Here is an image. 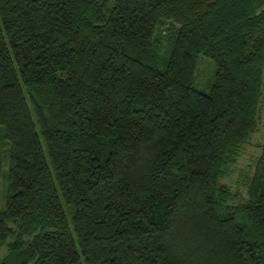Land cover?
I'll list each match as a JSON object with an SVG mask.
<instances>
[{
    "label": "trees",
    "instance_id": "trees-1",
    "mask_svg": "<svg viewBox=\"0 0 264 264\" xmlns=\"http://www.w3.org/2000/svg\"><path fill=\"white\" fill-rule=\"evenodd\" d=\"M263 96L264 0H0V264H264Z\"/></svg>",
    "mask_w": 264,
    "mask_h": 264
},
{
    "label": "rangeland",
    "instance_id": "rangeland-1",
    "mask_svg": "<svg viewBox=\"0 0 264 264\" xmlns=\"http://www.w3.org/2000/svg\"><path fill=\"white\" fill-rule=\"evenodd\" d=\"M215 64L209 58L202 57L200 59V66L198 70V88L206 89L209 82L213 80ZM264 142V96L261 108V118L259 131L255 133L249 145H247L242 152L237 164L232 168V172L225 182L235 190L245 195V183L247 176L252 173L255 167V162L261 154L259 145ZM8 145L0 141V211L5 208L7 181L4 177V172L7 168L5 153ZM8 245L0 246V262L9 253Z\"/></svg>",
    "mask_w": 264,
    "mask_h": 264
}]
</instances>
